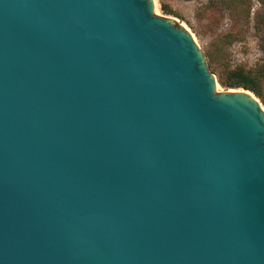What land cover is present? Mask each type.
Returning <instances> with one entry per match:
<instances>
[{
  "label": "water",
  "instance_id": "95a60500",
  "mask_svg": "<svg viewBox=\"0 0 264 264\" xmlns=\"http://www.w3.org/2000/svg\"><path fill=\"white\" fill-rule=\"evenodd\" d=\"M0 264H264V107L153 0H0Z\"/></svg>",
  "mask_w": 264,
  "mask_h": 264
},
{
  "label": "rangeland",
  "instance_id": "374dc122",
  "mask_svg": "<svg viewBox=\"0 0 264 264\" xmlns=\"http://www.w3.org/2000/svg\"><path fill=\"white\" fill-rule=\"evenodd\" d=\"M153 1L155 14L171 18L183 26L194 43L204 52L209 70L217 80L218 92L231 90L218 83L219 76L224 78L226 71L235 66L251 68L263 61V54L254 31L252 28L244 29V26L251 23L252 15L251 19L245 16L232 19L227 12L228 7L235 8L242 12L241 17L248 8L252 11L258 8L255 0ZM161 4H164L171 13L163 12ZM238 29L241 30L239 35ZM256 99L264 107V84L263 98Z\"/></svg>",
  "mask_w": 264,
  "mask_h": 264
},
{
  "label": "trees",
  "instance_id": "16d2710c",
  "mask_svg": "<svg viewBox=\"0 0 264 264\" xmlns=\"http://www.w3.org/2000/svg\"><path fill=\"white\" fill-rule=\"evenodd\" d=\"M258 4V8L252 11L248 8L245 14L241 17L239 10L235 8H227V12L232 19H239L247 17L251 19V23L244 26V29L252 28L257 37L258 46L263 54V61L260 64L251 68H245L242 66H235L234 68L226 71L225 77L219 76L218 83L226 89H244L252 92L259 99L263 98V84H264V0H255ZM161 9L165 13H171L164 4H161ZM237 30V34H241V30Z\"/></svg>",
  "mask_w": 264,
  "mask_h": 264
}]
</instances>
